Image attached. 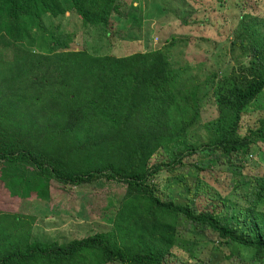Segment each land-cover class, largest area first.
<instances>
[{
    "label": "trees",
    "instance_id": "16d2710c",
    "mask_svg": "<svg viewBox=\"0 0 264 264\" xmlns=\"http://www.w3.org/2000/svg\"><path fill=\"white\" fill-rule=\"evenodd\" d=\"M235 3L232 29L203 23L229 41L207 68L180 65L167 46L129 53L115 36L122 0H0V162L28 173L2 176L7 190L46 202L51 181L125 188L109 230L66 243L0 211V264H264V0ZM68 14L118 45L76 50ZM162 177L182 188L178 201Z\"/></svg>",
    "mask_w": 264,
    "mask_h": 264
},
{
    "label": "rangeland",
    "instance_id": "374dc122",
    "mask_svg": "<svg viewBox=\"0 0 264 264\" xmlns=\"http://www.w3.org/2000/svg\"><path fill=\"white\" fill-rule=\"evenodd\" d=\"M203 2L212 13L207 14L211 11L201 8L200 4ZM235 2L236 0H122L120 16L125 21L116 20L115 30L121 34L115 36L120 43H128L131 54L147 53L167 46L172 49L170 55L173 60L180 65H186L192 57H200L208 68L215 65L216 58L227 49L229 41L225 39L226 31L223 28L203 23L222 20L232 29L240 15ZM66 18L62 30L68 35L74 34L76 50L105 54L109 46L116 48L118 45L109 41L101 31L83 27L75 15L68 14ZM42 23L50 30L52 23H58V20L45 19ZM203 78L204 76L201 77ZM219 87L216 88L220 90L222 86ZM213 101L214 99L206 106L209 114L214 113ZM258 158L264 163L263 154ZM5 174L15 179H24L28 174L27 167H10L0 162V211L34 217L36 221L33 225V237L42 242L66 243L72 239H83L98 231L109 230L125 192L123 185L104 180L80 188L63 187L56 181H51L49 201H21L16 198L17 195L13 196L7 190L2 178ZM157 182L160 191L177 201L181 198L182 188L178 184L173 186L163 177ZM181 200L186 202L185 197ZM202 244L206 246L198 249V255L203 249L206 251L203 258L210 255L213 261H216L217 256L219 260H223L224 254H220L209 244L199 243L194 249L197 250ZM242 255L248 257L246 251Z\"/></svg>",
    "mask_w": 264,
    "mask_h": 264
}]
</instances>
